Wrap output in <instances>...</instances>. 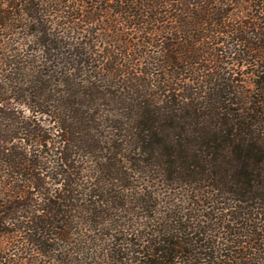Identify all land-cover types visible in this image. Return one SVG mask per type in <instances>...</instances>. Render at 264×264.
<instances>
[{
  "label": "trees",
  "instance_id": "16d2710c",
  "mask_svg": "<svg viewBox=\"0 0 264 264\" xmlns=\"http://www.w3.org/2000/svg\"><path fill=\"white\" fill-rule=\"evenodd\" d=\"M0 264H264V0H0Z\"/></svg>",
  "mask_w": 264,
  "mask_h": 264
}]
</instances>
